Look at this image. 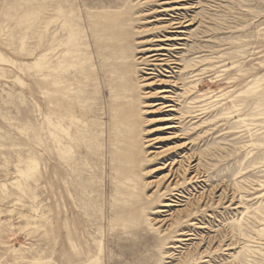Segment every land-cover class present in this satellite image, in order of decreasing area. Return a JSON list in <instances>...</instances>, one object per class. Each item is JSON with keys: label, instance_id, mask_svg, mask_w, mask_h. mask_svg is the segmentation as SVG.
<instances>
[{"label": "rangeland", "instance_id": "1", "mask_svg": "<svg viewBox=\"0 0 264 264\" xmlns=\"http://www.w3.org/2000/svg\"><path fill=\"white\" fill-rule=\"evenodd\" d=\"M0 264H264V0H0Z\"/></svg>", "mask_w": 264, "mask_h": 264}, {"label": "bare ground", "instance_id": "2", "mask_svg": "<svg viewBox=\"0 0 264 264\" xmlns=\"http://www.w3.org/2000/svg\"><path fill=\"white\" fill-rule=\"evenodd\" d=\"M181 1H186V0H181ZM173 10H179V9H173ZM173 24H178V23H173ZM175 28H177V29H182V27L181 26H177V27H175ZM159 42V41H158ZM163 50H165V49H163L162 47H157V48H154V49H150V50H148L149 51V54H147V56H146V60H148L149 62H150V64L153 66V64L156 62V61H159L160 63H164V62H166V54L168 53H166V54H162V53H160V54H156V53H153V52H160V51H163ZM153 69V68H152ZM149 78H147L146 80H148ZM173 89V88H172ZM159 93H167V94H169V93H171V91H165V90H160V92ZM162 98V100H165V97L163 96V97H161ZM169 101H171V100H169ZM159 105V106H158ZM154 106H156L157 108H163V109H167L166 111L167 112H170V111H174L173 110V105L172 104H169V103H167V102H162L161 104H155ZM173 117H170V119H166V121H173L174 119H172ZM177 123V122H176ZM166 129H171V128H173V127H165ZM188 161V160H187ZM170 178V177H169Z\"/></svg>", "mask_w": 264, "mask_h": 264}]
</instances>
